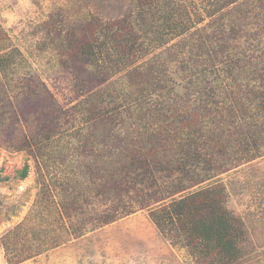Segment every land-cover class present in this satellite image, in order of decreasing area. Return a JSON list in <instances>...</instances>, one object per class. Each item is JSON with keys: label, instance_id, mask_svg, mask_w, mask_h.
I'll use <instances>...</instances> for the list:
<instances>
[{"label": "rangeland", "instance_id": "374dc122", "mask_svg": "<svg viewBox=\"0 0 264 264\" xmlns=\"http://www.w3.org/2000/svg\"><path fill=\"white\" fill-rule=\"evenodd\" d=\"M66 1L0 0V44L8 49H19L25 58L24 67L15 70L10 75L11 82L4 86L5 99L14 107L17 106V99L23 116L28 106L32 108L28 114L37 113L34 104L23 102L17 87L19 80L32 76L28 72L30 70L43 82L41 96L54 102L64 112L58 126L62 133L60 150L54 152L52 140L39 143L44 149L47 144L49 151L42 148L37 150L36 147L32 148L31 153L17 151L10 146L6 137L10 126L7 117L11 114L9 107L1 100L3 92L0 87V264H195L184 250L173 246L153 223L152 211L168 202H154L150 190L138 191L139 187L127 185L126 180L116 189L103 190L110 178L108 171L116 169L113 164L108 165L109 157L114 159L122 144L131 145L142 137L150 136L157 125L151 119L143 120L137 113L133 116L125 112L116 116L115 121L114 117L111 118L112 122L104 131H95V128L83 125L76 108L82 97H77L74 92V72L58 66L53 34L45 25L50 15ZM112 4L114 2L109 0L108 5ZM111 7L114 6L105 10L107 17L119 12V9ZM224 13L223 17H219L216 31L208 28L202 36V32L197 30L212 21V18H206L204 23L192 28L181 39L172 40L156 50L154 54L162 53L183 41L187 46L181 55L186 58L184 62L190 56L189 63H186L187 67H181L180 61L166 62L165 88L156 92L151 90L141 106L152 111L162 106H184L186 111L190 108L188 111L191 113H199L203 109L199 107L201 103L198 97L201 88H205L214 91L213 96L218 97L214 99L219 104L217 106L233 99L234 102L238 101L237 110L247 112L244 121L237 115L236 124L242 126L245 132L249 131L247 137H250L251 144L243 146L240 139L227 146L222 153L216 151L213 154H210L209 146L206 149L200 147L202 155L208 152L205 157H209V170L203 174L199 169L202 163L195 167V172L205 175L204 180L184 194L216 186L224 190L228 197L227 208L234 210L247 230L246 255L242 264H264V110L260 105L264 103V0H239ZM206 34L209 38H206ZM223 37H230L227 41L230 48L224 51H227L224 59H240L249 67L246 74L251 78L244 75L235 80L225 79L220 70L222 66L207 67V53L222 45ZM200 43L204 45V54L198 57L200 47L194 49V46ZM212 69L218 77L221 75L219 79H215V74H210ZM127 82L123 73H118L100 88L109 84L112 89L109 92L119 93L121 90L131 94L135 88ZM30 84L32 87L36 85L33 81ZM187 90L191 96H185ZM143 92L145 94L144 89ZM252 92L262 98L259 101L251 97L248 99ZM205 108L208 111L206 115L197 118L200 132L203 133L202 140H207L206 136L210 134L211 141L216 142L218 137L215 132L219 122L211 119L209 110L214 108V104L210 103ZM23 116L19 122L24 131L33 136L31 131L37 130L34 123L37 120L30 119L31 130L27 124L25 126L27 117L24 120ZM224 129L222 137H227L228 128ZM83 136L85 139H81ZM254 141L256 146L255 143L253 145ZM25 163L29 165L28 176L24 180H12L14 173L21 170ZM40 176L43 178L40 179ZM176 178L173 177L174 181ZM164 182L168 184L169 180L165 179ZM44 184L56 206L54 213L60 216L57 234L61 239L59 242L63 243L49 250L41 249V253H38L35 238L29 235L27 244L30 242L33 246L27 249L32 257L28 258L26 253L21 262L13 263L4 250L2 239L19 224L25 229L34 225L35 205L46 191ZM96 185H99L98 190ZM147 200L151 202L148 204ZM111 209L118 210L116 220L99 226L96 215L104 211L110 214ZM45 222L43 225L48 229L47 223L50 222ZM52 237L51 234L47 239L50 241Z\"/></svg>", "mask_w": 264, "mask_h": 264}, {"label": "trees", "instance_id": "16d2710c", "mask_svg": "<svg viewBox=\"0 0 264 264\" xmlns=\"http://www.w3.org/2000/svg\"><path fill=\"white\" fill-rule=\"evenodd\" d=\"M111 1L114 4L108 5L109 0H68L50 15L48 23L45 24L49 28L48 31H52L53 34L52 43L58 66L74 72V92L77 97H82L76 108L83 125L91 126L95 131L100 129L104 131L112 122L110 119L114 117L115 121V117L122 112L134 114L133 116L137 113L143 120L151 119L157 125L155 132L153 131L150 136L142 137L131 145L122 144V147H118L114 159L109 157L108 165L113 164L116 169L112 172L108 171L107 175L110 178L103 190L108 191L114 187L116 189L124 180L127 185L139 187L138 191L150 190L149 193L152 192L150 197L154 202L164 200L168 202L152 211L153 223L173 246L184 250L195 264H242L246 255L247 230L243 220L234 210L227 208L228 197L225 191L216 186L197 189L187 194L184 192L204 180L205 175L201 176L198 171L196 173L195 167L202 163L199 167L202 173L209 170L207 167L209 157H205L208 152L202 155L199 151L200 147L206 149L209 146V152L213 154L216 151L222 153L227 146L240 139L243 146L249 144L250 137H247L250 135L249 131L245 132L242 126L236 124L237 115L244 121L247 112L242 109L237 110L238 101L234 102L233 99L217 106L219 104L214 99L218 97L213 96L214 91L208 89L209 92L205 88H201L198 97L201 103L199 107L203 109L199 113H191L192 111H188L190 108L186 111L184 106L180 108L162 106L155 108L156 111L150 108L143 109L141 106V102L151 90L156 92L165 88L163 80L166 78L164 71L166 62L180 61L181 67H187L186 63H189L190 56L184 62L186 58L181 55L187 46L183 41L174 45L175 48L170 46L171 48L169 47L165 52L154 54L156 50L168 45L172 40L181 39L192 28L204 23L206 18H212V21L202 29L198 27L197 30L202 32V36L208 28L216 31L218 29L216 24L219 17L225 14L224 10L232 8L239 0ZM109 6H114L111 9H119L117 15L106 16L105 10ZM206 38H209L208 34ZM229 40L230 37H223L222 45L207 53L209 62L207 67L222 66L220 70L221 74L225 75V79L235 80L244 75L245 78H251L252 76L246 74L249 67L240 59H227V57L224 59L227 53L224 51L230 48L227 42ZM203 47V43L194 46V49L201 51L198 52V57L203 56ZM150 55L151 57L148 58ZM24 62L25 58L19 49L14 47L8 49L0 44V87L3 92L1 100L9 107L11 114L7 117L10 126L6 137L13 149L30 153L35 147L37 150L42 148L49 151L50 147L47 144L44 149L39 143L54 140L51 148L57 152L60 150L62 139L58 126L64 112L54 102L41 96L43 82L38 75L29 70L32 76L17 82L23 102H28L27 104L30 105L32 103L38 109L35 115L28 114L32 109L28 106L23 116L17 99L16 107L12 106L7 98L5 99V84L11 82L10 75L15 70L24 67ZM215 72L212 69L210 74ZM118 73H123L129 86L135 88L131 94L123 93L121 90L119 93L109 92L112 90L109 84L100 88ZM218 76L215 74V79L221 77ZM30 81L36 85L32 87ZM185 96H191L188 90ZM250 97L258 101L262 98L253 92L248 99ZM210 103L214 104V108H209L211 119L221 123L216 126L215 136L218 137L216 142L211 141L210 134H207V140H202L203 133L200 132L201 126L197 121V118L206 115L208 111L205 107ZM260 105L261 110H264V103ZM22 116L24 120L27 117L24 124L25 126L27 124L31 130L30 119L36 118L37 121L34 123L37 130L31 131L34 133L33 136L30 135L31 133L27 134L20 124L19 118ZM225 127L228 128L227 137H222ZM10 128L14 129L10 130ZM83 138L85 139L84 136L81 137ZM254 143L255 141L253 145ZM28 173L29 165L25 163L11 179L24 180ZM174 176L178 177L176 181L173 179ZM42 178L40 176V179ZM165 179L169 180L168 184L164 182ZM44 186L46 191L43 192L42 198L38 195L40 198L36 201L34 225L29 227L30 229H25L19 224L2 239L4 250L9 258H12L13 263L21 262L26 253L29 255L27 248L33 246L30 242L27 244L30 241L27 237L29 235L35 238L38 253H41V249L49 250L63 243V241L59 242L61 239L57 234L60 216L59 213L57 215L54 213L56 206L45 184ZM96 186L98 190L99 185ZM155 189L158 191H154ZM150 202L148 201V204ZM117 213V209H111L110 214L105 211L97 214L98 225L113 222L117 218ZM45 221L50 222L47 223L48 229L43 225ZM51 234L53 237L49 241L47 238ZM31 257L32 255H29L28 258Z\"/></svg>", "mask_w": 264, "mask_h": 264}]
</instances>
